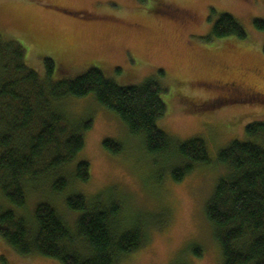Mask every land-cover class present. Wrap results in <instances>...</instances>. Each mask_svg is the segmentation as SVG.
<instances>
[{
	"label": "rangeland",
	"instance_id": "1",
	"mask_svg": "<svg viewBox=\"0 0 264 264\" xmlns=\"http://www.w3.org/2000/svg\"><path fill=\"white\" fill-rule=\"evenodd\" d=\"M229 13L246 36L215 37L212 27ZM264 0H0V38L18 41L26 63L39 75L44 59L55 61L52 79L79 74L91 66L119 84L157 79L166 111L157 121L174 143L202 138L208 162L195 165L180 181L171 169L175 156L150 154L143 137L132 134L93 94L64 100L74 119H91L84 146L64 169L71 183L56 192L54 178L26 186L23 209L0 190V210L30 216L40 201L51 203L73 227L76 214L65 198L81 192L119 199L125 221L138 222L144 243L118 264H221V248L205 205L226 168L217 152L232 140L251 138L246 126L264 122ZM62 66L65 73L57 68ZM229 75L242 94L227 95L217 80ZM120 144L119 152L103 142ZM89 163V179H73L78 161ZM106 195V196H105ZM126 214V215H125ZM199 252V253H198ZM0 264H60L39 254L18 255L0 236Z\"/></svg>",
	"mask_w": 264,
	"mask_h": 264
},
{
	"label": "trees",
	"instance_id": "2",
	"mask_svg": "<svg viewBox=\"0 0 264 264\" xmlns=\"http://www.w3.org/2000/svg\"><path fill=\"white\" fill-rule=\"evenodd\" d=\"M255 23L264 27V21ZM212 33L215 37L246 36L229 13L219 14ZM44 63L41 76L26 63L18 41L0 38V190L12 206L24 208L28 184L35 186L51 177L56 192L71 184L64 169L82 150L84 133L92 122L72 118L63 104L68 98L93 94L130 133L143 137L148 153L175 156L180 165L171 169L174 181L195 165L208 162L202 138L176 144L158 126L166 104L157 79L123 85L91 66L54 80L55 61L47 57ZM57 72L66 70L60 66ZM246 131L251 138L234 139L217 152L216 160L226 171L205 205L221 248V264H264V122L248 124ZM103 144L112 152L121 150L111 139ZM73 179L78 183L89 179L86 160L77 162ZM102 194L87 199L75 192L65 198L68 210L76 214L73 227L46 201L38 202L30 216L0 210V236L21 256L39 254L60 264H118L144 243L146 232L138 222L123 220L121 200Z\"/></svg>",
	"mask_w": 264,
	"mask_h": 264
},
{
	"label": "flooded vegetation",
	"instance_id": "3",
	"mask_svg": "<svg viewBox=\"0 0 264 264\" xmlns=\"http://www.w3.org/2000/svg\"><path fill=\"white\" fill-rule=\"evenodd\" d=\"M217 85L227 95H237L243 93V90L236 79L230 77L229 75H227L225 79L223 78L217 80Z\"/></svg>",
	"mask_w": 264,
	"mask_h": 264
}]
</instances>
